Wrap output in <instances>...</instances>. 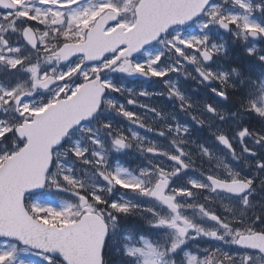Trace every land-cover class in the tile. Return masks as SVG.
I'll list each match as a JSON object with an SVG mask.
<instances>
[{
  "label": "snow or ice",
  "instance_id": "1",
  "mask_svg": "<svg viewBox=\"0 0 264 264\" xmlns=\"http://www.w3.org/2000/svg\"><path fill=\"white\" fill-rule=\"evenodd\" d=\"M262 45L264 0H0V264H264Z\"/></svg>",
  "mask_w": 264,
  "mask_h": 264
},
{
  "label": "trees",
  "instance_id": "2",
  "mask_svg": "<svg viewBox=\"0 0 264 264\" xmlns=\"http://www.w3.org/2000/svg\"><path fill=\"white\" fill-rule=\"evenodd\" d=\"M235 55L239 56L240 53L237 52V53H235ZM249 72L254 73V78H255V76H259L260 69L259 68H254V69L250 68ZM182 84L184 86L183 89H186L188 91H192L193 88L195 87V82H191V81L185 82L183 79H182ZM243 119L245 121H248V126L255 128V129H259L260 125L257 123V121L254 118H251V117L249 118L248 116H244Z\"/></svg>",
  "mask_w": 264,
  "mask_h": 264
},
{
  "label": "rangeland",
  "instance_id": "3",
  "mask_svg": "<svg viewBox=\"0 0 264 264\" xmlns=\"http://www.w3.org/2000/svg\"><path fill=\"white\" fill-rule=\"evenodd\" d=\"M258 15V14H257ZM262 46H264V45H262ZM179 85H180V87H181V89L182 90H184V91H188V90H186V89H183L184 88V86H183V84H182V79H181V81L179 82ZM146 86H148V85H140L139 87H146ZM129 87H134V86H129ZM138 87V88H139ZM149 88H150V90H151V87L150 86H148ZM144 99V98H143ZM161 99L162 98H159V97H156V98H154V101H149L150 103H152V102H154V103H156V104H160L161 103ZM205 99H206V97H205ZM213 99H215V98H213ZM147 102V101H146ZM217 103H222L221 101H217ZM167 107H168V109L169 110H171V105H170V102L166 105ZM129 107V109L131 110L132 109V107L133 106H128ZM134 108V111H136V112H142L143 110L142 109H140V108H136V107H133ZM210 135V134H209ZM209 143H211V141H209ZM129 158H130V156H129ZM131 159H132V161L133 162H135L136 163V157L135 156H131ZM194 159H195V157H194ZM119 163L121 164V166H123V164L121 163V160L119 161ZM133 228H134V226H132ZM150 235V234H149Z\"/></svg>",
  "mask_w": 264,
  "mask_h": 264
},
{
  "label": "flooded vegetation",
  "instance_id": "4",
  "mask_svg": "<svg viewBox=\"0 0 264 264\" xmlns=\"http://www.w3.org/2000/svg\"><path fill=\"white\" fill-rule=\"evenodd\" d=\"M129 86H134V87H137V88H138L140 85H129ZM113 95H114V96H117V98L120 99L121 102H124V98L121 97V96H119V94H113ZM140 99L143 100V98H140ZM147 102H149V101H147ZM149 103H150V102H149ZM131 110L134 111V108L132 107ZM117 119H123V118L117 117ZM125 123H126V121H125ZM137 130L141 133V135H145L144 130H142V129H137ZM147 135H148L149 137L152 136L151 133H147ZM121 163H122L123 166H125V167H134V166H135V162L132 161L131 156H130V158H129V157H126V158H124V159H121ZM132 226L135 227V224H133Z\"/></svg>",
  "mask_w": 264,
  "mask_h": 264
}]
</instances>
